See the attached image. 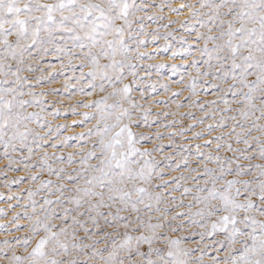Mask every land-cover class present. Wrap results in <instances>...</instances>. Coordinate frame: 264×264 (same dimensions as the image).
I'll return each instance as SVG.
<instances>
[{
  "label": "snow or ice",
  "instance_id": "obj_1",
  "mask_svg": "<svg viewBox=\"0 0 264 264\" xmlns=\"http://www.w3.org/2000/svg\"><path fill=\"white\" fill-rule=\"evenodd\" d=\"M0 186V264H264V0H0Z\"/></svg>",
  "mask_w": 264,
  "mask_h": 264
},
{
  "label": "rangeland",
  "instance_id": "obj_2",
  "mask_svg": "<svg viewBox=\"0 0 264 264\" xmlns=\"http://www.w3.org/2000/svg\"><path fill=\"white\" fill-rule=\"evenodd\" d=\"M177 63H179V62H177ZM55 87H60V85H56ZM178 90V89H177ZM165 99H166V97H164ZM77 99H80L79 97H77ZM65 106H67L68 105V101L67 100H65ZM73 103H74V101H73ZM173 110H175V109H173ZM154 111H160V109H154ZM184 112H187V109H185L184 110ZM72 117L71 116H69L68 118H67V122L68 123H71L72 122ZM65 122V120L64 119H61L60 121H59V123H64ZM76 131L77 132H79L80 131V129H76ZM73 133H71V132H69L68 133V135H72ZM0 191H3V192H5L6 193V189H4L2 186H0ZM0 207H5V205L4 204H2V203H0ZM0 238H2V237H0Z\"/></svg>",
  "mask_w": 264,
  "mask_h": 264
}]
</instances>
